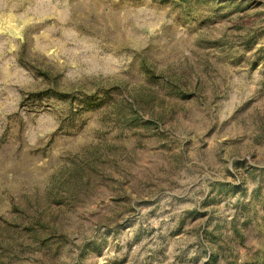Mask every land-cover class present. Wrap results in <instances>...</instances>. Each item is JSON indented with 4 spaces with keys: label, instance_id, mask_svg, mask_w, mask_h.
Masks as SVG:
<instances>
[{
    "label": "rangeland",
    "instance_id": "374dc122",
    "mask_svg": "<svg viewBox=\"0 0 264 264\" xmlns=\"http://www.w3.org/2000/svg\"><path fill=\"white\" fill-rule=\"evenodd\" d=\"M0 264H264V0H0Z\"/></svg>",
    "mask_w": 264,
    "mask_h": 264
}]
</instances>
